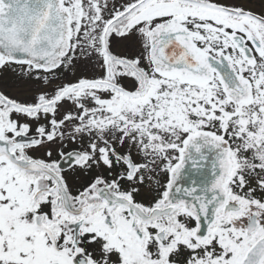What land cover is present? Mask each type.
<instances>
[{"label": "snow or ice", "instance_id": "obj_1", "mask_svg": "<svg viewBox=\"0 0 264 264\" xmlns=\"http://www.w3.org/2000/svg\"><path fill=\"white\" fill-rule=\"evenodd\" d=\"M0 264H264V0H0Z\"/></svg>", "mask_w": 264, "mask_h": 264}, {"label": "flooded vegetation", "instance_id": "obj_2", "mask_svg": "<svg viewBox=\"0 0 264 264\" xmlns=\"http://www.w3.org/2000/svg\"><path fill=\"white\" fill-rule=\"evenodd\" d=\"M255 4H256L257 7H259L260 0H255ZM6 75L9 77V81H8L9 84H11L12 81L14 80L13 74L9 72V73H6Z\"/></svg>", "mask_w": 264, "mask_h": 264}]
</instances>
